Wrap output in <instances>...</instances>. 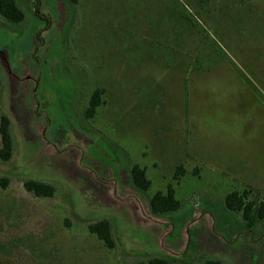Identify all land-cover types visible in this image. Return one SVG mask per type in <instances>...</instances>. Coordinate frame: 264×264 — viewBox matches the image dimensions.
<instances>
[{
  "label": "rangeland",
  "instance_id": "374dc122",
  "mask_svg": "<svg viewBox=\"0 0 264 264\" xmlns=\"http://www.w3.org/2000/svg\"><path fill=\"white\" fill-rule=\"evenodd\" d=\"M0 16V264H264V0H18ZM96 89L104 104L85 111ZM1 148V136H0ZM147 169L148 193L131 183ZM183 166L185 175L175 177ZM56 187L38 198L24 183ZM172 185L182 209L152 213ZM108 219L116 248L88 226Z\"/></svg>",
  "mask_w": 264,
  "mask_h": 264
},
{
  "label": "trees",
  "instance_id": "16d2710c",
  "mask_svg": "<svg viewBox=\"0 0 264 264\" xmlns=\"http://www.w3.org/2000/svg\"><path fill=\"white\" fill-rule=\"evenodd\" d=\"M80 0H68L70 5H77ZM0 16L11 24H20L25 20V12L18 0H0ZM103 89H96L92 94L89 106L85 111L86 119L95 117L97 110L104 104ZM10 118L2 114L0 120L1 148L0 159L9 162L14 153V140L11 132ZM185 175L183 166L177 168L175 177ZM132 186L141 192L148 193L152 187L147 169L141 166H134L131 169ZM25 189L33 193L38 198H52L57 189L52 184L37 180H27L24 183ZM249 192L233 191L225 200L226 208L234 213H241L249 228H253L256 223L264 222V199L248 200ZM150 208L153 214L159 216H169L182 209V202L176 197V190L172 185L168 186L166 192H157L149 199ZM91 234L98 237L109 250L116 248V240L113 235L111 221L104 219L88 226ZM175 258H151L148 261H140L137 264H176ZM204 264H222L218 260H207Z\"/></svg>",
  "mask_w": 264,
  "mask_h": 264
}]
</instances>
